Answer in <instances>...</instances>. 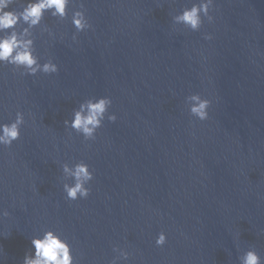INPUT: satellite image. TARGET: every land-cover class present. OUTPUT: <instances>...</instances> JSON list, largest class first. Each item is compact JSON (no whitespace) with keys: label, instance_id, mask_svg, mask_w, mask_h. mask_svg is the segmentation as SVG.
Segmentation results:
<instances>
[{"label":"water","instance_id":"obj_1","mask_svg":"<svg viewBox=\"0 0 264 264\" xmlns=\"http://www.w3.org/2000/svg\"><path fill=\"white\" fill-rule=\"evenodd\" d=\"M194 2L74 0L33 29L57 73L0 64V123L25 118L0 146V264H23L49 229L77 264H112L116 247L130 254L117 264H240L250 247L264 260V0H214L199 31L174 24ZM80 3L92 27L73 41ZM194 93L211 101L204 121L188 111ZM101 96L117 119L95 139L64 126ZM80 161L93 179L72 201L62 165Z\"/></svg>","mask_w":264,"mask_h":264},{"label":"clouds","instance_id":"obj_2","mask_svg":"<svg viewBox=\"0 0 264 264\" xmlns=\"http://www.w3.org/2000/svg\"><path fill=\"white\" fill-rule=\"evenodd\" d=\"M17 0H0V64L11 65L15 69H22L21 75L35 76L37 73L54 74L59 71L58 65L51 58L41 63V58L35 49L33 29L41 26L45 14L63 21L69 15L70 5L74 0H25L20 5V10L12 7ZM214 7V0H198L191 7H184L182 11L172 17L174 24L183 25L191 31H199L204 18L209 22L213 20L210 14ZM71 23L75 28L72 35L73 41L77 39V33L92 27L84 4L74 7L71 14ZM43 31L51 32L45 26ZM205 39H212L210 34ZM112 100L108 96L88 98L75 108L71 119L64 120V126L81 134L85 140L95 139L97 129L101 128L105 119L115 122L117 116L109 113ZM186 104L191 116L198 120L208 119V109L211 101L203 98L199 93L186 97ZM25 123L24 113L17 111L15 119L9 123H0V146L8 147L20 138L21 126ZM64 177L63 190L66 198L72 201L86 199L90 188L86 185L93 179V172L89 165L83 161L70 166L62 165ZM71 181V182H68ZM3 215L7 216L5 211ZM167 242V235L161 231L158 233L155 243L163 246ZM34 253L29 250L23 258V264H77L72 255L71 245L54 230H46L39 236L31 238ZM119 255L112 264H117L120 259L127 260L129 252L122 248H114ZM240 264H264L260 254L255 248H248L240 257Z\"/></svg>","mask_w":264,"mask_h":264}]
</instances>
